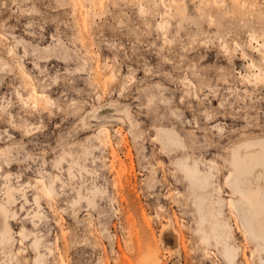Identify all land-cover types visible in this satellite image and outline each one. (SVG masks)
I'll list each match as a JSON object with an SVG mask.
<instances>
[{
	"label": "rangeland",
	"instance_id": "374dc122",
	"mask_svg": "<svg viewBox=\"0 0 264 264\" xmlns=\"http://www.w3.org/2000/svg\"><path fill=\"white\" fill-rule=\"evenodd\" d=\"M162 24L168 26L166 31H161ZM257 49L264 52V0H7V8H0V63L7 62L11 70H0V109L9 106L7 115L17 117L15 128L21 135L16 136L8 125L0 128V136H5V143L0 145L4 150H0V168L15 176L26 161L25 153L30 154L38 141L55 146L63 137L69 147L78 146L86 153L89 170L96 174L90 179L99 190L91 209L87 202L72 209L65 197L41 205L43 217L37 221L41 227L35 233L40 236V250L49 264H141L139 252L149 245L158 251L164 264H212L203 261V255L179 248L172 227L167 229L171 242L160 234L156 214H172L171 207L180 223L191 226L189 232L194 234L195 211L188 185L179 189L176 203L150 199L157 193L147 191L153 189L148 188L150 185L162 183L163 174L174 175L175 162L181 158L191 161L197 157L202 169H207L197 150L188 144L205 99L212 109L221 103L226 105L220 113L222 118L214 123L222 131L242 132L235 139L261 134L264 92L254 75H264L260 65L264 56ZM10 51L17 53L14 59L7 54ZM253 64L254 68L248 67ZM80 65H85L84 71H78ZM18 66L29 73L32 87L55 101V112L23 110L16 93L27 98L32 92L24 87ZM155 69L159 71L153 72ZM130 72L135 73L136 83L130 84L122 96ZM111 75L113 79L107 77ZM248 77L253 79L252 84L245 82ZM197 96L201 99L194 105ZM180 98L186 100L183 106ZM149 100L153 115L159 112L160 117L172 118L173 122L155 120L146 124ZM74 101L77 110L69 115ZM13 106L17 109L11 112ZM125 107L132 123L118 121L124 116L119 108ZM94 108L101 118L92 117ZM22 111L26 112L23 121ZM173 111L178 114L173 115ZM4 115L0 111V117ZM236 116L242 121L234 125L231 117ZM180 118L184 123L177 122ZM30 122L42 124L35 138H26L20 131ZM252 125L255 129L246 131ZM162 128L178 131L187 149L171 161L160 157L151 161L148 147L154 153L160 151L152 139ZM212 129L210 125L203 131V139L196 133V140L206 143L205 135L207 142L211 140L207 132ZM21 144L27 146L23 151ZM6 156L10 164L5 162ZM158 160L163 163L162 170ZM120 167L124 176L118 172ZM165 192H159L161 198ZM9 220L18 241L19 228L14 226L23 224L22 220ZM25 226L32 231L31 220ZM190 233V245L200 250L199 241L191 240ZM32 236L29 234L25 241L29 249ZM18 249L9 243L7 248L0 246V264L17 259L10 256ZM35 255L33 251L32 261Z\"/></svg>",
	"mask_w": 264,
	"mask_h": 264
},
{
	"label": "bare ground",
	"instance_id": "6f19581e",
	"mask_svg": "<svg viewBox=\"0 0 264 264\" xmlns=\"http://www.w3.org/2000/svg\"><path fill=\"white\" fill-rule=\"evenodd\" d=\"M17 41L21 42L19 40ZM24 52H26L25 46ZM16 56L17 53L15 52V55L10 57L14 59V57ZM250 66L251 65H248V67ZM6 68H10L11 70V67H8L7 62L0 63V70L5 71L7 70ZM77 69L78 71H84L85 65H82ZM25 71H21V68L18 66L17 73L21 77L24 87H26L27 89L30 88L32 93L33 91H35L37 95H44L41 92L37 91L35 87L31 86V82L33 79L31 78L29 73H26ZM6 74H8V71L6 72ZM28 77H30V79ZM107 77H110V79L114 78L112 75ZM259 78V75H254L255 81ZM1 90L2 88H0V91ZM50 93H52V91ZM122 108H119V112L123 113L124 116L119 117L118 121L122 123H126L127 121H129L130 123H132L133 121L131 120L130 112L128 111L127 107H125L124 109ZM16 109L17 106L11 107V112ZM97 110L98 108H94L91 112L92 117L95 119H99L102 117L100 116V113H97ZM40 112L42 114L46 113V111L43 110ZM140 116L142 117L143 115ZM221 118L222 116L219 115L218 118H216L214 121L210 122L205 120L203 124L210 126L216 123ZM84 121V118H82L83 125L86 124ZM152 121L155 120L153 119L150 121L149 116L146 117V124H149V122ZM157 121H160L162 123L173 122L172 118L169 117H160V119ZM194 121V128H196V125L200 124V121L196 118ZM241 121L242 118L240 116L231 117V123H233L234 125L240 123ZM177 122L184 123V119H177ZM3 123L4 121L0 120V124ZM203 124H200V132L196 130L190 133V140L188 141V144L193 151L197 150V153L203 160V164H207V169H202L197 157H194V159H192L191 161H188L187 158H181L178 162H175L177 165V172L174 173V175H172L171 173L163 174L162 183L160 182L150 185L148 188L153 189L147 191L151 194L157 193V195H154V197H149L150 199L157 197V199L160 200V202L163 204H167V201L169 200H171L172 203H176L177 198L175 196L180 194L181 192L179 191V189L188 185L189 196H191V200L194 206L193 209L195 211V226L192 229L194 234L189 232V230H191V226L180 223V218L176 213L174 207H171L172 214L171 212L165 214H156V217L160 221L161 225L160 234L165 241L167 240L171 242L172 238L167 234V229L169 227H172L174 230V234L177 236L179 248H181L182 250H189V254L203 255L204 258L202 260H210L212 261V264H264V247H262L259 238V200L257 199L255 201L254 206L250 205L247 202H244L243 197H241L237 193H234L232 188L227 184V173L232 171V154L229 151V148L237 145H242V147L240 148V153L241 155L250 158V162L254 168V171L246 174L244 170H241L238 178L239 182L243 187L251 189L257 194L259 193V190L261 188L259 161L262 152L260 142L262 139H264V129H261V134L235 139L236 137H239L242 132H237L236 130L231 132H228L226 130L222 131L223 128L221 126L215 125L212 130L207 132L210 134L209 138L211 137V140L208 139V142L200 143L201 139L196 140V138H198L196 137V133H203V131L208 128V126L203 127ZM9 128V130L13 131L16 136L20 134L16 128ZM254 129L255 125H252L246 131ZM97 137L99 138L101 143L104 142V140L101 139V136L97 135ZM137 137H139V135H137ZM205 138L207 140L206 135ZM145 139L148 143V141L150 140L149 135H147ZM152 142L153 145H159L160 151L154 153V149L148 147L151 155V161H154L155 158L158 157H160L164 161H171L181 153H184V149H187V142H185V140L184 142H182L180 133L171 129H159V131L152 139ZM226 142L228 143L225 144ZM4 143L5 136H0V145H3ZM1 151L4 152L3 149ZM157 162L158 168L162 170V167H164L162 161L158 160ZM14 165L15 164H12L10 166V169H12ZM214 167L215 171H213ZM132 170L136 171L134 168H132ZM118 172L123 176L125 174L124 169L121 167L119 168ZM140 173L141 172H139V174ZM134 176H136V174H134ZM210 177H212L213 179H210ZM178 178L181 179L180 182L178 181ZM114 186H116V184H114ZM121 188L124 189L123 183L121 184ZM162 191L166 192L164 194V197L161 198L159 192ZM178 199L179 202L180 198ZM3 204L4 201H2L0 198V205ZM241 204H243V207H236L237 205ZM173 206H176V204H174ZM14 208H16L15 204L12 205V209ZM12 209H10V211L12 213H16V211L13 212ZM164 211L166 212L167 209ZM33 212V217H35L36 222L42 219L39 213H37L35 210ZM245 216H247L249 219V223L247 225L244 222ZM10 222L11 221L8 219L7 224L9 229H11L9 224ZM188 233L191 234V240H194V242L199 241L201 247L200 250L195 249L194 244L190 245L191 242L189 241ZM29 234L33 235L29 239V242L32 240L33 242L38 241L37 247L39 251H34L36 252V255L33 259V262L39 259L40 264H49L46 260L45 254H43L42 250H40V236H38V234H36L34 231H29ZM206 240L208 241L207 243L205 242ZM7 245V240H0V246L2 248H7ZM211 246H213L214 248H212ZM226 249L231 250L230 255L227 258L224 256ZM19 251L20 249H18L16 252ZM49 251L51 252V249H49ZM139 254L142 256L141 264H164L162 259L160 258L158 251L153 249L151 245H149L145 251L139 252ZM12 257L13 255L10 256L11 260Z\"/></svg>",
	"mask_w": 264,
	"mask_h": 264
},
{
	"label": "snow or ice",
	"instance_id": "6c2138e0",
	"mask_svg": "<svg viewBox=\"0 0 264 264\" xmlns=\"http://www.w3.org/2000/svg\"><path fill=\"white\" fill-rule=\"evenodd\" d=\"M0 8H7V0H3L0 3ZM8 21L4 20V25L7 26ZM161 31L167 30V25H161ZM31 28V25H29ZM167 43V37H165ZM256 51H260L257 49ZM9 56H14L15 52L10 51L7 53ZM264 56V52L260 53ZM261 68L264 69V60L260 62ZM250 67H255L251 65ZM23 71V69H21ZM159 71V69L153 70V72ZM135 73L130 72L129 77L124 82V90L121 91V95H125V90L128 89L129 85H135L136 81L133 80ZM30 79V77H28ZM241 79H244L243 77ZM247 84H252L253 79L248 77L245 81ZM15 83V82H14ZM257 86L260 87L261 91L264 92V75H261L259 79L255 81ZM19 96L20 105L23 110L34 112L46 111L55 112L57 107L55 101L48 98L47 95H37L35 91L31 95L21 96L19 92L16 93ZM200 96H197L192 103L198 104ZM186 103L184 98L179 99V104L183 106ZM152 102L149 100L146 107L149 108L148 116L151 120H159V112L153 115ZM226 105L221 103L218 108L212 109L207 105V99H205V105L200 110V115H196V108H193V115H196V119L203 124L206 121H214L220 113L225 109ZM264 107V105H262ZM206 109V110H205ZM77 110L75 101L72 106L68 109V114L71 115ZM4 116L0 117L4 123L0 124V128L8 125L10 127H16L17 117L13 114L11 117L7 115L9 106L5 105L0 109ZM60 112H64L61 107ZM173 115H177L176 111H173ZM25 111L21 112L20 120L23 121ZM200 124L196 125V130L200 132ZM206 127L208 125H205ZM215 127L214 124L211 125ZM42 130V124L38 126V122H30L29 125L21 127L20 131L27 137L35 138L38 133ZM201 138L203 139V133L201 132ZM205 142L207 140L205 139ZM260 146L262 149L259 168H260V181L261 188L257 194L251 189L243 187L239 182V175L241 170L245 173L254 171V168L250 162V158L241 155L240 148L242 145H237L229 148L232 154L231 168L232 171L228 172L227 184L232 188L234 193L239 194L243 197L244 202L250 205H255V201L259 200L260 215H259V232L260 241L262 247H264V139L261 140ZM23 151L27 146L19 145ZM26 161L18 170L15 176L12 175L10 170L0 168V178L3 180V190L0 192V196L4 198V204L0 205V225H2V231H0V240H7L9 244L19 246L20 251L14 252L13 256L17 259H13L11 264H40L39 259L35 262L32 261L31 256L33 251H39L37 244L38 241H34L31 245V249L28 248L26 240L29 238L27 225L28 221H32V231H36L40 224H37L35 217L32 213L35 210L41 217L43 212L41 211V205L47 201L49 205L53 201L60 197H65L67 202L71 205L72 209H75L85 202H87L89 209L93 207V198L98 193V189L95 188L92 179L96 175L94 172L89 170L88 164L90 163L86 159V153L81 151L78 146L69 147L65 144L64 138L61 137L57 140L55 146L47 143L37 142V145L31 149L30 154L25 153ZM5 162L11 163V160L6 156ZM227 163V162H226ZM215 171V167L213 168ZM7 173V174H5ZM35 175V182L33 176ZM210 179H213L210 177ZM16 205V213L10 211L11 206ZM236 207H243V204L237 205ZM28 213V215H24ZM15 219L22 220L23 224H17L14 227L19 228L18 241L15 240L16 232L8 228L7 220ZM244 222L247 225L249 219L247 216L244 217ZM38 234V233H37ZM208 242L207 240L205 241ZM230 251L226 249L224 256L227 258L230 255Z\"/></svg>",
	"mask_w": 264,
	"mask_h": 264
}]
</instances>
